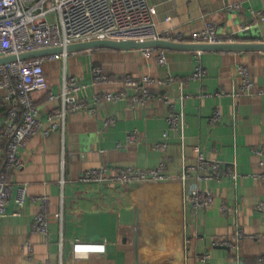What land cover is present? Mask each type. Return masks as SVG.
<instances>
[{
	"label": "crops",
	"instance_id": "0c3cea01",
	"mask_svg": "<svg viewBox=\"0 0 264 264\" xmlns=\"http://www.w3.org/2000/svg\"><path fill=\"white\" fill-rule=\"evenodd\" d=\"M149 1L156 6L160 29L189 37L212 21L223 36L264 41V21L255 23L251 12L264 9V0ZM238 3L241 6L234 8ZM247 24L253 25L243 29ZM159 49L147 54L143 49L99 47L45 61L50 88L56 92L65 67L70 74L90 79L92 66L99 64L115 80L80 93L95 112L71 113L64 130L37 134L21 148L24 165L9 175L13 185H27V199L14 214L18 205L13 187L0 222V264H264V211L256 209L264 201V183L251 176L199 178L205 173L199 169L186 180L180 176L184 166L198 164L196 147L209 159L234 164L242 174L264 171L262 158L253 151L264 144V95L227 94L239 85L240 64L264 87V50H204L198 55L196 50L163 48L167 62L161 64ZM197 62L207 75L190 79ZM126 74L157 79L171 75L177 81L151 85L157 96L146 102L94 103L95 94L125 90ZM4 94L0 90V97ZM161 94L183 112L181 129H169L171 105L158 97ZM34 97L43 120L61 104L60 98L49 100V91L37 90ZM4 109L0 107V114ZM216 109L223 119L212 123ZM110 116L116 123L107 126ZM133 131L140 137L130 142L127 137ZM164 132L168 146L154 148L164 140ZM161 161L171 177L125 183L80 180L92 167L105 166L108 172L126 166L148 169ZM195 187L214 194L212 205L194 210L190 191ZM44 195L49 231L34 233L40 203L33 198ZM76 240L106 243V251L76 257ZM27 242L32 244L30 253L24 247Z\"/></svg>",
	"mask_w": 264,
	"mask_h": 264
},
{
	"label": "built area",
	"instance_id": "2783aa9c",
	"mask_svg": "<svg viewBox=\"0 0 264 264\" xmlns=\"http://www.w3.org/2000/svg\"><path fill=\"white\" fill-rule=\"evenodd\" d=\"M240 3L234 8H239ZM254 22L264 21V9H251ZM156 6L149 0H0V58L21 53L40 50L51 47H64V51L54 54H46L31 57H17L16 59L0 63V90L5 94L0 97V107L5 109L0 114V222L8 212V204L11 200L13 187L16 188L15 201L18 210L25 205L27 199V185L16 184L10 178L13 169L21 168L24 161L21 157V148L37 134L45 136L53 131L64 130L67 116L82 109L95 112L96 108L90 104L87 97L80 93L90 86L113 82L111 75L106 74L99 64H94L91 69V78L84 79L67 72L64 68L59 90L56 92L50 88V83L45 70V61L53 57L67 58L75 51H68L66 47L75 42L94 39L127 40L134 39L144 41L149 39H164L174 42H232L236 39L223 36L219 33L216 24L212 21L189 37L181 32L170 29H160L156 21ZM169 20V17L167 18ZM253 24L244 25L248 29ZM156 48L143 49L149 54ZM201 55L202 50H196ZM158 61L166 64L167 57L163 48L158 50ZM240 82L238 87L227 94L237 98L243 94L264 95V87L257 86L248 67L244 64L238 66ZM207 75V69L201 62H197L190 79H203ZM175 76L166 79H157L150 75L124 76L125 90L120 92H106L94 95V103L103 99L111 102L129 100L131 103L146 102L155 95L150 87L153 84H170L176 82ZM37 90L49 91V100H61L59 107L48 112L46 119L40 116L39 107L34 97ZM222 94V93H220ZM158 97L170 104L167 95ZM183 98V97H182ZM170 112L167 117L169 129L178 130L183 127V112L176 109L175 104H170ZM223 116L219 109L211 115L212 123L222 121ZM116 118L110 116L104 122L105 125H114ZM140 137L138 131L128 134L130 142ZM168 132H164V140L154 145L156 149H165L168 146ZM199 162L195 166H184L180 176L186 180L196 169L205 173L199 174V178L231 177L238 179L241 176H251L264 183V171L242 174L237 171L234 164H224L219 160L207 158L199 147ZM253 151L258 154L264 163V144L255 147ZM206 170V171H204ZM171 177L166 169V164L161 161L156 167L144 169L133 166L120 167L108 172L105 166L92 167L83 172L80 177L84 182H119L130 181H154ZM191 203L195 211L205 209L214 202V194L210 190L193 188L190 191ZM40 203V211L36 214L33 224L34 233H48L49 218L47 214L48 196L33 198ZM256 209L264 211V201H261ZM231 244L229 241L218 242ZM232 245V244H231ZM24 247L30 253L31 242ZM73 251L76 257L87 256L93 252L104 253L106 243L74 241ZM31 254H28L30 257ZM209 254L202 255V259H208Z\"/></svg>",
	"mask_w": 264,
	"mask_h": 264
},
{
	"label": "water",
	"instance_id": "95a60500",
	"mask_svg": "<svg viewBox=\"0 0 264 264\" xmlns=\"http://www.w3.org/2000/svg\"><path fill=\"white\" fill-rule=\"evenodd\" d=\"M99 47H108V48H116L123 50H131V49H146V48H175V49H188V50H245V49H260L264 50V41H255V42H247V41H239L235 40L232 42H218V43H209V42H174L170 40L164 39H149L144 41H138L134 39L127 40H112V39H94L88 41H81L71 43L66 47L68 51H84L89 49H95ZM64 47H51L44 48L35 51H29L25 53H21L19 56L11 55L0 58V63L16 59L17 57H31V56H39L46 54H54L63 52Z\"/></svg>",
	"mask_w": 264,
	"mask_h": 264
},
{
	"label": "rangeland",
	"instance_id": "374dc122",
	"mask_svg": "<svg viewBox=\"0 0 264 264\" xmlns=\"http://www.w3.org/2000/svg\"><path fill=\"white\" fill-rule=\"evenodd\" d=\"M81 54H82L81 52L75 51L74 53L70 54V57H72L73 55L74 56H77V55H81Z\"/></svg>",
	"mask_w": 264,
	"mask_h": 264
}]
</instances>
